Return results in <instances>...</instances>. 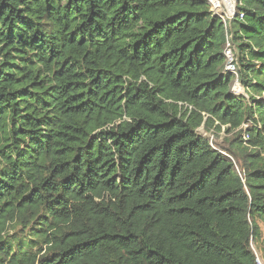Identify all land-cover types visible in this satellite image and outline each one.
Returning a JSON list of instances; mask_svg holds the SVG:
<instances>
[{
  "label": "trees",
  "instance_id": "trees-1",
  "mask_svg": "<svg viewBox=\"0 0 264 264\" xmlns=\"http://www.w3.org/2000/svg\"><path fill=\"white\" fill-rule=\"evenodd\" d=\"M238 12L244 93L211 0H0V264L264 260V0Z\"/></svg>",
  "mask_w": 264,
  "mask_h": 264
},
{
  "label": "built area",
  "instance_id": "built-area-1",
  "mask_svg": "<svg viewBox=\"0 0 264 264\" xmlns=\"http://www.w3.org/2000/svg\"><path fill=\"white\" fill-rule=\"evenodd\" d=\"M240 0H211V10L213 15L218 16L224 23L225 30V57L226 69L235 75V87L240 86L239 83V65L236 55V44L233 33V20L238 17V6ZM233 9V11H232ZM240 17L244 15L241 13ZM257 264H264L263 258L257 254Z\"/></svg>",
  "mask_w": 264,
  "mask_h": 264
},
{
  "label": "rangeland",
  "instance_id": "rangeland-1",
  "mask_svg": "<svg viewBox=\"0 0 264 264\" xmlns=\"http://www.w3.org/2000/svg\"><path fill=\"white\" fill-rule=\"evenodd\" d=\"M234 86H235V84L233 85V88H234ZM235 88H236V89H235V90L233 89V90H234L236 93H244V92H245L244 87H243L242 85L237 86V87H235ZM202 132H203L205 135L207 134L204 130H203ZM211 137H212V139H213V136H211ZM213 144L215 145V142H213ZM258 222H259V224L261 225L262 230H263V233H264V220L259 219ZM251 246H252L254 252L257 253V254H259V255L262 257L259 243H257L256 241H255V242L252 241Z\"/></svg>",
  "mask_w": 264,
  "mask_h": 264
},
{
  "label": "water",
  "instance_id": "water-1",
  "mask_svg": "<svg viewBox=\"0 0 264 264\" xmlns=\"http://www.w3.org/2000/svg\"><path fill=\"white\" fill-rule=\"evenodd\" d=\"M214 17H216V18H217L218 16L214 15Z\"/></svg>",
  "mask_w": 264,
  "mask_h": 264
},
{
  "label": "bare ground",
  "instance_id": "bare-ground-1",
  "mask_svg": "<svg viewBox=\"0 0 264 264\" xmlns=\"http://www.w3.org/2000/svg\"><path fill=\"white\" fill-rule=\"evenodd\" d=\"M232 11H233V9H232Z\"/></svg>",
  "mask_w": 264,
  "mask_h": 264
}]
</instances>
